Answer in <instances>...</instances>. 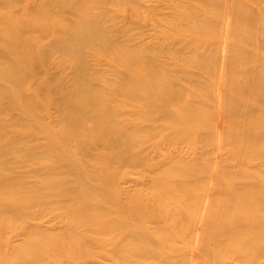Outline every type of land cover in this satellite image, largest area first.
<instances>
[{
  "label": "rangeland",
  "instance_id": "rangeland-1",
  "mask_svg": "<svg viewBox=\"0 0 264 264\" xmlns=\"http://www.w3.org/2000/svg\"><path fill=\"white\" fill-rule=\"evenodd\" d=\"M72 1L81 7L0 4V14L10 15L1 26L31 15V37L45 60L28 78L35 115L22 96L0 111V140L23 138L41 154L15 153L0 178V264H264V242L245 243L248 235H264V97L247 90L252 78L245 72L264 63V28L233 13L240 4L262 23L264 0ZM44 2L39 20L28 5ZM80 21L102 25L115 42L95 53L88 48L86 76L107 115L93 114L90 102L77 113L67 104L91 93L81 90L82 79L74 81L76 94L62 88L71 86L77 62L54 47ZM207 22L215 26L204 28ZM198 48L200 56L212 49L216 60L200 57ZM230 54L246 62L229 64ZM131 56L155 59L158 80L130 89L142 69ZM169 74L187 90L188 111L179 119L161 100L149 108L136 96ZM39 82L45 88L34 87ZM64 115L85 121L83 152L49 150V125L70 129ZM98 120H109L111 134ZM251 140L262 145L250 147ZM258 182L261 190L251 191Z\"/></svg>",
  "mask_w": 264,
  "mask_h": 264
},
{
  "label": "bare ground",
  "instance_id": "bare-ground-1",
  "mask_svg": "<svg viewBox=\"0 0 264 264\" xmlns=\"http://www.w3.org/2000/svg\"><path fill=\"white\" fill-rule=\"evenodd\" d=\"M59 5L63 9H70V8H77L81 7V3H74L72 0H56ZM133 1V0H130ZM9 3V0H0V4H7ZM35 5L30 4L28 5V9L30 10L29 13H36L40 12L41 10L45 9L47 7L46 2L39 5L37 8ZM242 5L237 4L235 9L233 10V13L235 17L240 19L243 22L252 23L254 26L256 25L258 27L264 28V20L262 23H259L257 19V14H255L250 8H244L241 7ZM223 8V7H222ZM45 12V11H43ZM27 15H23L15 20H11V24H3L0 25V101L2 103H5L3 109H0V111H7L9 109H12L19 105V103H16L17 99L19 97H24V102L29 104L28 110H25L27 113H32L35 115V111L38 110V104L34 100H28L31 98L29 96L32 94L30 92V83L29 81V75L30 70L35 71L36 69H39L44 66L45 60L41 59L39 56V45H35L33 43L32 36V28L31 22L32 17L28 13H25ZM179 17H185L181 13ZM10 19V15L4 16L0 14V20L1 19ZM196 18V15L194 16ZM37 19L42 20V13L37 14ZM36 19V20H37ZM219 23V22H218ZM221 23V22H220ZM213 25V22H207L204 23L202 26L204 28H208L210 25ZM38 25V24H37ZM215 26V23L214 25ZM24 32H28L31 34L28 35H22ZM64 33L66 34L64 38L59 40V44L55 46L54 48L60 47L62 51L67 55L72 57V59L76 60L77 62V72L76 77L71 82L70 87H62L65 93L69 94H76L77 92H80V89L75 86L74 81L78 79H82L85 82V86L83 87V91L90 90V94H86L85 96L81 97L77 101H74L72 99H68L67 104L72 107L76 108L74 113L80 112L79 108L86 106L87 103L90 102L91 106H94L92 113L97 114V116L109 114L110 108L105 105L104 98L101 94V91L97 89H92L94 79H91V87L89 85L88 77L86 76L87 71L90 70V61H89V50L88 48L93 51H99L102 45L106 46L111 45L115 43L112 41L110 34L107 32V29H105L102 25H98L94 21H80L78 23H75L69 30H64ZM201 34V33H200ZM200 49H196V52L198 55L200 53H203L202 51H199ZM216 54V53H215ZM214 51L212 49H208L207 53L200 56L204 59H212L213 62L216 60ZM155 60V59H154ZM151 58L147 57L145 59L136 58L131 56V61H133L136 64H139L142 69L141 71L136 73L135 81L133 85L130 86L131 88H136L138 82L144 83L146 80L150 81H157L156 78L157 75L154 74V69H158V62ZM245 63V60H239L234 55L230 54L228 56V63L229 64H242ZM150 65L153 69V74L150 71V69L147 68V64ZM227 63V64H228ZM228 64V65H229ZM230 66V65H229ZM27 67V68H26ZM236 67V66H235ZM240 68V67H238ZM250 70L245 71L249 76L252 78V84L247 89L248 91L254 93V95L258 97H264V63L255 64L250 67ZM98 79L99 76H96ZM155 79V80H154ZM165 82H156L155 88L151 91H149V94H144L141 91H139L141 94L136 95L138 98L143 99L144 102L147 103L149 108L157 107V103H154L155 101L158 102L161 100V106L167 112H173L176 119L181 118L188 110L186 109V103L188 102L186 100L187 96V90L181 86L180 81L175 80V76L172 74H169V79H166ZM53 83V82H52ZM52 83L47 82L46 84L51 85ZM152 83V82H151ZM150 84V83H148ZM147 84V85H148ZM40 85L45 86L43 82H39L36 86L37 89L40 87ZM96 88V87H95ZM98 88V87H97ZM99 89V88H98ZM32 91V90H31ZM61 91V90H60ZM81 102L80 105H78V102ZM84 112H87L84 111ZM166 112V113H167ZM85 114V113H83ZM64 120L67 122L66 124L70 127V129L66 132H56L55 129L52 127H48L47 132L52 136L49 142H48V148L52 152L53 150H61L62 152L74 153L77 150V153L83 152L86 147L85 143L87 142L89 137H85L82 134V131L80 130L84 125L85 121L82 118H79L77 121H72L71 118L64 115ZM98 122H101L102 125L104 124L105 133L111 134L109 131L110 125L108 124L109 120H98ZM10 126V125H9ZM98 126V124H97ZM114 126V125H113ZM114 129V127H112ZM96 129V127L93 128V131ZM2 132V129H0V133ZM125 134V133H124ZM123 134V136H124ZM43 135V134H42ZM44 136V135H43ZM59 139V142L56 141V137ZM122 136V137H123ZM25 138V137H24ZM23 138H15V139H6L4 140L1 136L0 140V178L4 176V172L7 168V161H15L13 158L15 156V153H22L25 158H37L41 157L40 153L34 152V150H31L30 148L25 145ZM241 139V136L238 135L235 140L237 145H241L243 143ZM76 142L74 147L70 145L72 142ZM121 140H119L120 142ZM247 145L250 147L256 148L262 143L251 140V142H247ZM49 152V153H51ZM66 158H64L62 161H66ZM261 184L253 183L250 186L251 191L258 192L261 190ZM245 192V191H242ZM241 192V193H242ZM243 196V202H250L248 199V194H242ZM249 203V206H250ZM253 204V203H252ZM86 208H91L90 206L87 207L86 205L81 207V210H84ZM247 207H245L246 209ZM251 210L254 209L249 208ZM236 230V229H235ZM235 230L233 232H235ZM152 235V233H151ZM240 237H243V234L240 235ZM253 237V238H252ZM249 242H245L247 245H254L258 242H264V235H248L247 236ZM257 238L258 241L255 239Z\"/></svg>",
  "mask_w": 264,
  "mask_h": 264
}]
</instances>
